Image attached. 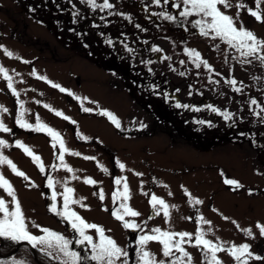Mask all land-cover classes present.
I'll return each instance as SVG.
<instances>
[{
	"label": "rangeland",
	"instance_id": "rangeland-1",
	"mask_svg": "<svg viewBox=\"0 0 264 264\" xmlns=\"http://www.w3.org/2000/svg\"><path fill=\"white\" fill-rule=\"evenodd\" d=\"M20 1L0 0V66L8 70L19 93L18 97L14 96L0 74V106L8 109L0 111V122L10 129L0 131V140L6 142L0 146V154L8 157L29 179L15 175L7 164H0V174L15 190L29 232L40 236L43 235L40 229L48 228L71 240L73 250L82 256L85 254L88 246L77 245L78 234L66 220L50 211L52 193L57 194L55 203L60 210L64 188L70 187L74 189L73 199L80 201L71 204V209L86 222L103 227L105 235L129 252V264H137L139 236L154 234L151 231L154 228L192 234V243L182 245L192 257V264H207L204 250L193 246L198 229L205 233L206 239L224 249L217 253L221 264H235L228 250L243 244L250 245L253 256L245 255L242 259L256 260L259 264L253 258L264 254V236L257 228V224L264 225V111H261L264 109V64L258 60L251 63L242 60L224 67L213 61L203 42L195 39L189 45L210 68L202 69L195 81L183 79L175 71H167L158 61L168 51L164 38L149 39V30H127L126 20H114L116 16L111 11L118 5L117 0H109L113 7L103 11L91 8L82 0H35L40 5L34 12L30 5L26 6L28 1ZM102 2L97 0L98 4ZM238 2L232 0L233 7L222 10L233 17L239 11L237 26L243 22L245 28L264 39V23L252 17L247 9H237ZM243 2L254 9V0ZM260 10L264 11V0ZM102 22L108 23L102 26ZM148 44L150 47L146 48ZM154 48L159 51H153ZM4 49L13 55H6ZM111 51L116 57H128L135 67L165 74V96L172 113L179 115L175 128L158 117L161 109L154 111L146 103L134 100L129 94L131 86L125 88L116 76L89 58L95 59L99 53L102 61L104 52ZM155 59L158 62H145ZM40 76L47 80L39 79ZM233 79L237 82L235 85L229 83ZM49 80L68 91L53 88ZM236 88L240 91H235ZM253 99L257 104H251ZM177 104L182 107H176ZM208 105L219 111H212ZM84 107L92 111L84 112ZM105 110L118 118L120 128L100 114ZM21 111L26 122L35 125L38 115L41 122L61 134L68 149L63 153V164L58 158L61 155L58 142L54 148L46 132L16 124ZM57 111L70 119L57 116ZM224 112L231 114L229 119L221 114ZM195 127L201 133H189ZM17 141L41 158L44 172L16 146ZM117 161L125 165L123 170ZM89 177L97 183H85ZM117 177L127 178L130 194L127 203L140 213L137 217H125L140 225L136 230L124 228L123 222L112 215L121 202L114 204L112 194L118 188L123 191V183L119 186L114 183ZM49 178L53 181L52 188L48 187ZM226 179L238 181L240 187L225 184ZM101 189L105 195L103 201L99 199ZM153 194L169 205L167 218L159 205L155 210L152 208ZM0 198L11 207V198L3 189H0ZM195 199L203 203L196 205ZM199 216L211 223L198 222ZM244 229H251L252 235ZM86 232L94 242H99L94 229ZM145 250L157 262L165 264H172L182 255L174 251L172 257H165L158 241L148 242ZM183 259L187 264L186 258ZM207 259H211L210 253Z\"/></svg>",
	"mask_w": 264,
	"mask_h": 264
},
{
	"label": "snow or ice",
	"instance_id": "snow-or-ice-1",
	"mask_svg": "<svg viewBox=\"0 0 264 264\" xmlns=\"http://www.w3.org/2000/svg\"><path fill=\"white\" fill-rule=\"evenodd\" d=\"M82 2L87 3L93 9L99 8L101 11L104 9H111L113 7V5L109 3V0H103V2L99 4L97 3V0H82ZM261 2L262 0H254L255 7L253 9L248 7L243 2V0H239V2L235 4V7L237 9H247L248 13L252 17H254L257 21L264 23V11L260 10ZM154 3L160 5L161 0H154ZM163 4L168 5L169 0H163ZM171 6L173 8L181 9L179 11L180 17L187 18L194 15L201 17L200 19L193 21V26L199 28L200 34L204 36L211 35L213 39H221L229 47L234 48L239 52L240 56L244 58L243 62L251 63L252 59H255L264 64V39L258 38L255 33L245 28L243 22L237 26L236 19L239 18V11H237L236 16L233 17L232 15L227 14L226 11L222 10V8L226 10L231 9L233 7L232 0H173ZM153 15L164 17L167 20L176 19L175 16L168 14L166 11L153 13ZM137 27L139 26L137 25ZM108 43H112V41L109 40ZM4 51L5 54L10 57L13 55V53L9 52L7 49H4ZM129 51H131V49H129ZM153 51H159V49L154 48ZM185 51L189 57L193 58V62L197 68H199L201 64H203L206 68H210L208 62L201 59V54L199 52L190 49H185ZM25 63H27V61H25ZM0 74H2L4 80L7 81V87L11 89L12 94L18 97L19 93L13 87L12 77L8 74V70L3 66H0ZM33 75H35V72H33ZM181 75H183V73H181ZM38 78L41 80H47V77L44 76H40ZM48 83H50L53 88H58L61 92L68 91L60 85L52 83L50 80ZM229 83L235 85L237 82L233 79L229 81ZM234 90L237 92L240 91L239 88ZM69 95H72V93L69 92ZM251 104L255 105L257 104V101L253 99L251 100ZM20 107L23 109L22 102H20ZM44 107L48 108L49 105H44ZM176 107H182V105L177 104ZM183 107L188 106L183 105ZM208 107L212 108L211 105H208ZM0 111L7 112L8 109L0 106ZM83 111L91 112L92 109L84 107ZM212 111L218 112L219 110L212 108ZM261 111H264V109H261ZM55 114L57 116H62L65 120L70 119L60 111H57ZM100 114L106 116L117 128L121 127L118 118L110 111L105 110ZM221 114L226 120L231 116V114L227 112ZM23 117L24 113L21 111L15 121L19 127L36 132H46L47 135L52 138L54 148L57 146V142L59 143L61 155L58 158L63 164V153L67 152L68 149L64 146V141L61 137V134L49 127L47 124L41 122L38 115L36 116L35 125L26 122ZM72 123H75V121H72ZM200 123L204 122L200 121ZM0 131L9 132L10 129L0 122ZM5 144V141L0 140V146ZM16 146L22 148L23 151L32 158L33 162L37 164L40 171L44 172V166L41 162V158L38 155H35L29 147L20 141L16 142ZM73 154L79 155V153ZM84 158L94 159V157ZM0 164H7L15 175L23 177L25 180L29 179L23 171H20L17 166L10 159H8V157L3 156L2 154H0ZM117 165L121 170L125 168V165L119 161H117ZM64 167L68 171H72V169L67 164H64ZM102 170L105 172L107 171V169L103 167ZM136 175L139 176L142 174L136 173ZM84 182L90 185H95L97 183V181L90 177L86 178ZM114 183L117 186L123 183V191H120L118 188L112 194L114 204L117 201H121L119 203V207L112 211V215L115 219L122 221L123 227L126 229L136 230L140 228V225L136 224L135 222L125 220V217H137L140 215L138 211L133 210V208H131L127 203V201L130 199L127 178L117 177ZM224 183L227 185L240 187L239 182L234 179H226ZM48 187H53V181L51 178L48 179ZM0 189H3L7 196L11 198V207L9 206L8 201L0 198V238L9 239L18 243L27 242L33 248H39V250L49 258L58 261L59 264H86L87 261H94L96 264H117V262H120V264H129V252L126 249L118 246L117 242L113 238L105 235V230L103 227L98 226L95 223L86 222L76 211L71 209V204L80 203V201L73 199L74 189L70 187L64 188L63 205L62 209L60 210H58L57 204L55 203L57 194L53 192L51 196L53 203L50 207V211L66 220L69 223L71 229H73L75 233L78 234V239L75 241L77 245L86 244L88 246L85 249V254L83 256L80 252L71 248V240L65 238L62 234L56 233L53 230L41 228L40 230L43 235L40 236L30 233L16 192L11 182L6 179L3 174H0ZM185 192L186 195L191 197V193H187V190H185ZM145 195H147V193H145ZM99 199L101 201L105 199L103 189H101L99 192ZM150 203L154 210L157 209V205H159L160 209L163 210V215L165 218L169 216V205L165 203L163 199L158 198L153 194L151 196ZM194 203L199 205L202 204L203 201L195 199ZM81 206L84 207L83 204H81ZM172 207L175 206L173 205ZM155 214L158 215L159 211L157 210ZM225 219H227V217H225ZM197 220L198 222L205 224L211 223L210 221H206L203 216L197 217ZM33 226L40 228V226L36 225L35 223H33ZM257 228L259 229L261 236H264V225L257 224ZM89 229H94L98 234V243L94 242L93 237L87 234L86 230ZM151 231L154 234L140 235L136 241L137 264H165L164 261L157 262L152 254L145 250V246L150 241H158L160 244H162L163 255L165 257H172L174 255V251L182 254L181 256H177L172 261V264H185V259L183 258H186L187 264H192V257L182 246L185 243H192V234L188 232L163 231L160 228H154ZM244 231L249 236L252 235L251 229H244ZM176 237H179V239H175ZM193 246L202 248V250H204L207 264H221V261L217 258V253L223 251L224 249L220 244H215L213 241L206 239L205 233L199 229L195 235ZM249 249L250 245L243 244L240 246L233 245L228 251L236 261L240 262V264H247V260H242V257L245 255L248 257L253 256ZM209 253L211 254L210 260L207 259ZM254 258L257 260L261 259L260 256H255Z\"/></svg>",
	"mask_w": 264,
	"mask_h": 264
},
{
	"label": "trees",
	"instance_id": "trees-1",
	"mask_svg": "<svg viewBox=\"0 0 264 264\" xmlns=\"http://www.w3.org/2000/svg\"><path fill=\"white\" fill-rule=\"evenodd\" d=\"M20 2H26V6L27 4L30 5L33 12L40 5L35 0H21ZM172 2L173 0H169V4L164 5L163 0H161V4L157 5L154 0H117V8L112 9L111 15L116 16L114 18L116 21L119 20L118 18L126 20L127 30L140 28L149 30V39L164 38L168 44V51L165 55L162 54L161 59L158 61L162 66H165L167 71H175L180 78L195 81L200 77L202 69L205 68L203 64L197 68L193 58L187 55L185 49L195 50L189 45L191 40L196 39L203 42L207 53L213 57V61L224 67L228 68L234 62L239 63L244 60L236 49L229 47L221 39H213L211 35H201L199 28L193 26V21L201 17L195 15L187 18L180 17L179 11L181 9L173 8L171 6ZM161 11H166L168 14L175 16L176 19L167 20L164 17L153 15V13H160ZM107 23L102 22V26ZM100 42H102L101 39ZM150 44L145 47L149 48ZM96 55L95 59L91 55H89L91 56L89 58L99 68L116 76L125 88L131 86L132 90L129 94L134 100L146 103L151 110L161 109V116L158 117L163 121L170 122V125L174 124L173 128L177 126L175 120L179 115L172 113L171 106L168 103L169 100L165 96L164 81L166 76L163 72L154 74L150 69L145 71L142 68L135 67L128 57H116L112 51L111 53L104 52L102 61L99 60L100 54L97 53ZM147 59L150 60V58ZM201 59L203 60V57ZM146 60L145 62H158L156 59L154 61ZM154 111L152 112L156 114ZM192 132L201 133L199 129L196 130V127L191 129L189 133ZM17 244L18 242L0 238V264H21V262L22 264H59L58 261L46 256L39 248H34L36 256V259H34L27 245L20 244L16 247Z\"/></svg>",
	"mask_w": 264,
	"mask_h": 264
},
{
	"label": "flooded vegetation",
	"instance_id": "flooded-vegetation-1",
	"mask_svg": "<svg viewBox=\"0 0 264 264\" xmlns=\"http://www.w3.org/2000/svg\"><path fill=\"white\" fill-rule=\"evenodd\" d=\"M259 256L261 257V259L258 260L259 264H264V254H261ZM253 259H255V258H253ZM242 260H246V259H242ZM256 263H257L256 260H254V261L247 260V264H256ZM235 264H240V262L235 260Z\"/></svg>",
	"mask_w": 264,
	"mask_h": 264
},
{
	"label": "water",
	"instance_id": "water-1",
	"mask_svg": "<svg viewBox=\"0 0 264 264\" xmlns=\"http://www.w3.org/2000/svg\"><path fill=\"white\" fill-rule=\"evenodd\" d=\"M20 244H25V245H27V246L30 248V250H31V252H32V254H33L34 259H36V256H35V249H34L30 244H28L27 242H19V243L16 245V247H18Z\"/></svg>",
	"mask_w": 264,
	"mask_h": 264
}]
</instances>
